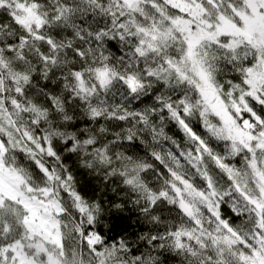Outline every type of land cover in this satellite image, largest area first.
Wrapping results in <instances>:
<instances>
[{
  "label": "snow or ice",
  "instance_id": "6c2138e0",
  "mask_svg": "<svg viewBox=\"0 0 264 264\" xmlns=\"http://www.w3.org/2000/svg\"><path fill=\"white\" fill-rule=\"evenodd\" d=\"M0 264H264V0H0Z\"/></svg>",
  "mask_w": 264,
  "mask_h": 264
},
{
  "label": "trees",
  "instance_id": "16d2710c",
  "mask_svg": "<svg viewBox=\"0 0 264 264\" xmlns=\"http://www.w3.org/2000/svg\"><path fill=\"white\" fill-rule=\"evenodd\" d=\"M85 179H86V177H83V176L81 177L82 182H83Z\"/></svg>",
  "mask_w": 264,
  "mask_h": 264
}]
</instances>
